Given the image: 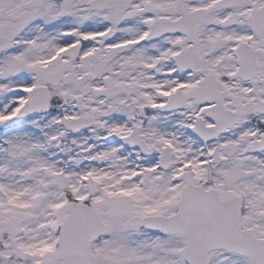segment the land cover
<instances>
[{"label": "snow or ice", "instance_id": "obj_1", "mask_svg": "<svg viewBox=\"0 0 264 264\" xmlns=\"http://www.w3.org/2000/svg\"><path fill=\"white\" fill-rule=\"evenodd\" d=\"M0 264H264V0H0Z\"/></svg>", "mask_w": 264, "mask_h": 264}]
</instances>
